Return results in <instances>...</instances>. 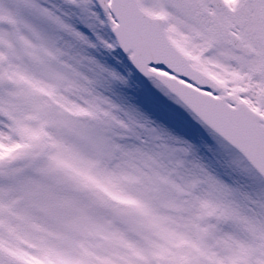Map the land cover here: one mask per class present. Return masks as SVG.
<instances>
[{
	"label": "snow or ice",
	"instance_id": "snow-or-ice-1",
	"mask_svg": "<svg viewBox=\"0 0 264 264\" xmlns=\"http://www.w3.org/2000/svg\"><path fill=\"white\" fill-rule=\"evenodd\" d=\"M40 43L24 36L21 67L0 36V88L21 93L31 109L29 146L42 147L69 48L119 81L116 91L149 135L111 167L77 161L88 193L86 229L104 241L102 258L76 248L37 246L41 264H264V0H18L0 4ZM117 148L120 146L117 145ZM62 162L59 157H53ZM0 264H26L0 250Z\"/></svg>",
	"mask_w": 264,
	"mask_h": 264
},
{
	"label": "rangeland",
	"instance_id": "rangeland-1",
	"mask_svg": "<svg viewBox=\"0 0 264 264\" xmlns=\"http://www.w3.org/2000/svg\"><path fill=\"white\" fill-rule=\"evenodd\" d=\"M0 4L15 14L18 0H0ZM16 19V24L0 20V36L16 45L17 63L24 67L31 59L24 54L25 45L18 37L22 35L33 44L40 41L26 26L34 23L30 17L16 15ZM47 36L68 55L60 58L64 63L55 65L61 79L55 101L49 103L59 116L49 123V138L42 147L29 146L35 142L28 140V130L39 125L27 118L31 109L20 95L30 90L28 84L5 81L0 88V250L24 254L26 264H41L34 253L42 245L73 247L81 255L92 253L102 258L104 241L86 229L84 217L101 221L89 208L88 193L78 183L77 161L101 158V151L111 152L118 159L103 157L111 167L126 159L124 152L143 147L139 138L149 135L119 98V81L84 59L79 49L69 48L58 39L59 33L50 31ZM68 122L76 123L70 133L73 129L77 133L80 125V134L90 129L96 139L89 142L84 136L75 140L77 136L73 140L69 132L64 134L68 127L63 125Z\"/></svg>",
	"mask_w": 264,
	"mask_h": 264
}]
</instances>
